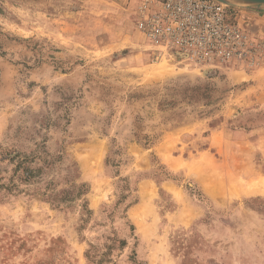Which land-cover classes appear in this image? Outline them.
<instances>
[{
  "label": "rangeland",
  "instance_id": "1",
  "mask_svg": "<svg viewBox=\"0 0 264 264\" xmlns=\"http://www.w3.org/2000/svg\"><path fill=\"white\" fill-rule=\"evenodd\" d=\"M139 1L0 0V264H264V58L155 55Z\"/></svg>",
  "mask_w": 264,
  "mask_h": 264
},
{
  "label": "built area",
  "instance_id": "2",
  "mask_svg": "<svg viewBox=\"0 0 264 264\" xmlns=\"http://www.w3.org/2000/svg\"><path fill=\"white\" fill-rule=\"evenodd\" d=\"M238 11L215 0H140L135 28L155 55L196 66L251 68L264 58V47Z\"/></svg>",
  "mask_w": 264,
  "mask_h": 264
},
{
  "label": "water",
  "instance_id": "3",
  "mask_svg": "<svg viewBox=\"0 0 264 264\" xmlns=\"http://www.w3.org/2000/svg\"><path fill=\"white\" fill-rule=\"evenodd\" d=\"M229 7L238 9H251L264 7V0H215Z\"/></svg>",
  "mask_w": 264,
  "mask_h": 264
},
{
  "label": "bare ground",
  "instance_id": "4",
  "mask_svg": "<svg viewBox=\"0 0 264 264\" xmlns=\"http://www.w3.org/2000/svg\"><path fill=\"white\" fill-rule=\"evenodd\" d=\"M231 183H232V182H231ZM259 183H260V182H259ZM259 183H255L254 185H256V186L258 187L257 184H259ZM261 183H262V182H261ZM220 184H221V183H220ZM252 184H253V183H252ZM236 185H237V184H236ZM236 185H235V186H236ZM261 185H262V184H261ZM250 186H251V185H250ZM97 187H98V186H97ZM218 187H219V186H218ZM219 188H220V187H219ZM224 188H225V187H224ZM241 188H242V187H241ZM254 188H255V186H253V188H252L253 190L250 189L251 191H248L247 193H248V194H256V193H258V191L255 190ZM261 188H262V187H261ZM247 189H249V186H248ZM95 190H96V189H95ZM97 190H98V189H97ZM148 190H149V189H148ZM220 190H221V189H220ZM261 190H262V189H261ZM242 192H243V191H242ZM243 193H244V192H243ZM245 193H246V192H245ZM217 196H218V195H217ZM137 223H138V222H137ZM138 224H139V223H138ZM139 225H140V224H139Z\"/></svg>",
  "mask_w": 264,
  "mask_h": 264
},
{
  "label": "trees",
  "instance_id": "5",
  "mask_svg": "<svg viewBox=\"0 0 264 264\" xmlns=\"http://www.w3.org/2000/svg\"><path fill=\"white\" fill-rule=\"evenodd\" d=\"M91 248H94V247H92V246H90Z\"/></svg>",
  "mask_w": 264,
  "mask_h": 264
}]
</instances>
